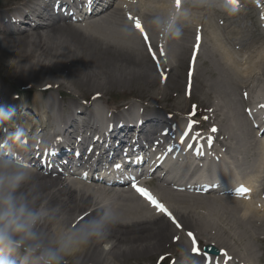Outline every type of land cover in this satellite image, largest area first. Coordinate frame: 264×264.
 <instances>
[{
    "label": "bare ground",
    "instance_id": "bare-ground-1",
    "mask_svg": "<svg viewBox=\"0 0 264 264\" xmlns=\"http://www.w3.org/2000/svg\"><path fill=\"white\" fill-rule=\"evenodd\" d=\"M0 1H4L0 4V17L4 20H7V13L11 11L10 6L14 3L20 4L19 10L21 7L33 10L30 7L33 0ZM214 3H217V0ZM212 5L214 12L203 1L196 4L185 1L175 26L163 43L161 38L167 21L174 16L177 7L174 0H119L105 13L92 16L83 25L71 26L54 22L49 27L36 28L38 30L34 33L16 31L11 34L5 30L3 24H0V69L3 70L1 80L6 84L5 87L0 84V94L5 91L4 88L8 92H13L12 83L15 81L24 82L23 85H33L35 88L44 82L32 105L34 112L41 109L47 110L49 115L52 114L49 116L46 112L45 117L40 118L38 124L47 118L43 123L44 128L40 127L41 132H46L45 128L49 127V123L53 130H56L59 129V123L70 121L72 127L76 124L83 125V129L86 128L84 133L86 136L90 131L87 128L90 120L95 119L97 124L104 125L106 121L104 115L112 112V108L101 100L111 91L127 88L140 93L158 86L156 81L160 71L154 69L146 52L148 48L133 36L131 24L134 22L128 19L129 14L139 19L149 36L148 43L155 55L159 54L163 45L166 57L170 58V64L163 67L164 70L170 69L169 78L166 84L159 88V95H162L164 100H168L166 91L170 83L178 89L185 83L183 68L186 66L185 58L190 44L189 29L186 31L185 28L195 25L196 31L197 27L205 26L206 38L211 40L213 49L211 51L208 48L210 45L204 44L206 50L202 49L198 54L200 58L205 57V62L209 65L203 62L200 66L194 67L193 79L197 78L194 85L203 90L206 88V95L213 91L215 94L221 93L225 96L226 104L229 106V117L234 123L231 122L229 127L222 124L220 133L231 141L237 140L236 146L239 145L240 151L246 157L256 153L254 150H257V146L258 153L264 160L262 150L264 143L260 144L254 139L255 144H252L253 142H249L248 139L244 147L240 145V135H250L248 130L250 124H247L246 119L242 121L239 105L234 98V93L237 96L240 91V85L249 88L248 102L261 96L252 94L254 89L252 85L264 84V49L256 56L257 60L250 50L251 53L247 56L251 61H247L250 67L241 68L244 60L227 48L224 39L235 34L244 37L247 28L239 29L236 25L235 28L222 29L220 23L228 21L230 25V19L237 14L220 15L219 7ZM177 30L180 32L179 37L175 35ZM135 36L137 37L136 34ZM258 42L260 47H264L263 39H259ZM249 49L250 46L247 47V50ZM193 50L194 47H191L190 51ZM50 85L53 86L52 93L45 100L44 95L47 93H44L42 88ZM64 89L71 91V99L62 95ZM91 92H96L95 100L86 103L89 102L86 96ZM148 99L150 103L157 105L160 103L155 94ZM15 100L9 103L15 107L23 103L21 100ZM78 100L86 102L79 106ZM214 106L218 113V106ZM79 108H84V113L77 112ZM135 108H137L135 104L131 105L128 114H137ZM24 113L32 115L29 112ZM154 114L159 115L157 112ZM159 116L151 119L155 126L167 123L159 119ZM240 151L236 150L238 153ZM61 154L59 151L58 156ZM243 158L245 160V157ZM263 168L262 165L256 168L259 175H264ZM3 171L15 170L8 167ZM29 177H32V174L27 176L14 195L31 210L43 213L42 218L33 227L36 240L32 241V246L39 245L35 252L41 255L44 250L63 244L65 251L61 254L60 264H145L153 254L157 256L163 249L159 240L173 233L168 222L163 219L155 220L151 213L146 212L143 205L115 195L114 191H107L100 186L68 185L61 178L31 181ZM109 197L118 201L114 203L111 200L105 203ZM160 199L178 214V222L180 224L184 222L199 243L204 240L205 249L206 246L211 247L245 264L259 262L256 256V242L264 235L263 208L259 210L250 204H244V210L240 215H234L232 211L237 210V207L216 202V199L201 200L179 192L171 193L167 189L163 190ZM92 201L102 204L101 215L106 212L117 216L119 220L116 223L119 225L106 226L108 220H105L99 236L92 238L86 245L78 244L76 237L89 224L84 223L86 216L83 210ZM207 211L210 213L206 214ZM177 236L175 233L172 239ZM179 241L180 238L176 242ZM10 257L13 259L18 256L13 254ZM23 263L30 264L27 261ZM176 264H187V259L177 261Z\"/></svg>",
    "mask_w": 264,
    "mask_h": 264
},
{
    "label": "clouds",
    "instance_id": "clouds-1",
    "mask_svg": "<svg viewBox=\"0 0 264 264\" xmlns=\"http://www.w3.org/2000/svg\"><path fill=\"white\" fill-rule=\"evenodd\" d=\"M219 6L228 11L229 14L234 12L229 0H223ZM173 20L174 17L167 21L166 31L172 28ZM175 35L180 36L179 30L176 31ZM12 114H14L13 109L0 105V122L10 119ZM12 136L15 142L22 143L24 132L18 128ZM8 167V161H0V264H14V261L9 257L25 246L26 242L36 240L33 227L43 215L42 212H35L24 203L19 202L14 195L27 178V173L21 170L24 167L23 164L17 163L15 171H3ZM105 220L116 223L119 218L106 213L101 220L89 222L76 237V243L86 245L92 238L99 236ZM38 248L39 245H34L26 250L32 252ZM64 251L65 246L63 244L56 248L44 250L38 258L40 264H60L61 254Z\"/></svg>",
    "mask_w": 264,
    "mask_h": 264
},
{
    "label": "snow or ice",
    "instance_id": "snow-or-ice-1",
    "mask_svg": "<svg viewBox=\"0 0 264 264\" xmlns=\"http://www.w3.org/2000/svg\"><path fill=\"white\" fill-rule=\"evenodd\" d=\"M229 3L232 6V10L235 11L236 8L238 7V0H229ZM177 6H179V0H177ZM128 19L130 21L134 22L135 28L142 35H144L145 41H147V35L144 33V29H143L139 19L132 17L130 14H129ZM196 39H197V44H196V46H194V53H193L194 56H195V52L198 48V44H199V40H200L199 35H197ZM149 54L152 56L153 60L156 61L157 68L160 71L161 79L162 80L166 79L165 70L160 68V62H159L158 58L156 57L155 52L152 50L150 45H149ZM160 54H161V56L164 55L163 45H161ZM190 75H191V73H190ZM245 96H247V94H245ZM94 99H95V97H94ZM262 107H264V106H262ZM248 111H249V115H251V109H249ZM194 115H195V111H193L190 114L188 125L184 129V131L180 134V143L183 144L187 140L188 141V145H187L188 149H193V143H195L196 154L202 155L203 154V145L200 143V141L203 139V137H201L200 132H193L192 131L193 126L195 124L199 123L198 121L192 120L191 117ZM204 119H207V117H204ZM210 131L216 132L217 129L215 127H213ZM168 133H169V130L165 129L162 132V135L168 136ZM189 137H190V139H189ZM160 143H161V141H156L154 144V147ZM207 143H208V146L211 147V144H212V138L211 137L207 138ZM174 147H175L174 145H169L167 150L162 155L157 157V162L163 163L164 159H166L167 155L173 151ZM44 155H48V153L45 152ZM125 157L128 159L129 163H137L138 164V163H142V161H143V157L139 156V155L136 157V159L134 161L131 158L127 157V153H125ZM114 167L119 170L122 167V165L120 163H117L114 165ZM85 178H86V176H85ZM128 179L131 181V186L133 187V189H135L143 198H145L157 210L158 213H162V214L166 215L170 220H172V222L175 224V226L177 228L182 227L181 224L175 219V217L168 210V208L165 206L164 203L160 202L148 189H146L142 186H139L138 181H137L135 176H129ZM242 191H246V190L242 189ZM187 235L192 238V244H193L192 251H193V253L194 254H200L198 248L196 247V240H195V237L193 236V234L191 232H189V233H187ZM174 239L178 240L179 237H174ZM225 255H226V253H225ZM205 258H206V260L208 259L207 256Z\"/></svg>",
    "mask_w": 264,
    "mask_h": 264
},
{
    "label": "rangeland",
    "instance_id": "rangeland-1",
    "mask_svg": "<svg viewBox=\"0 0 264 264\" xmlns=\"http://www.w3.org/2000/svg\"><path fill=\"white\" fill-rule=\"evenodd\" d=\"M249 18H251L252 20H255L256 21V17H255V15L253 14V13H251V12H249L248 13V15H247ZM245 19V24L247 25V26H249V28L246 30V36L247 37H245L244 39H247V41H249V39L250 38H252V37H256V35L258 34V33H260V32H258V25L257 24H254V23H252V22H250V21H248L247 20V18H246V16L245 15H242V16H238V17H236L235 18V20L237 19V21H238V25H240V22H239V20L241 21V24H243V22H244V20L243 19ZM248 22H247V21ZM240 28H241V26H240ZM258 32V33H257ZM191 35V34H190ZM258 36V35H257ZM243 46L242 47H244L245 46V44H246V42L244 41L243 43ZM258 45H255L254 46V48L255 47H257ZM238 47H240V46H238ZM200 63H201V61H200ZM186 69H187V65L183 68V74H184V77H185V71H186ZM1 73L3 74V70L2 69H0V76H1ZM159 81V80H158ZM198 81L200 82V77L198 78ZM23 84H25L24 82L23 83H17L16 81L14 82V83H12V85H14L13 87H14V89H16V90H20L21 88H22V86H23ZM168 89H169V91H168V94H170V97L172 98L171 100H170V104L171 105H175L177 102H175V103H173L172 104V102H173V100H174V98L176 97V96H178L177 95V92L178 93H180V94H182V92H184V85H183V87L182 86H180L179 87V89L178 88H176L175 86H173V87H171V86H169L168 87ZM176 89H178V90H176ZM156 91H158V88H156V89H151V90H146V91H143V92H140L139 93V91L137 92L136 90H129V89H127V88H122V89H117V90H115L114 92L113 91H111V93H110V96L111 97H109V96H107L106 97V99H109L111 102H112V104L113 105H115V107L117 108V107H120V106H122L123 105V103H125V102H123V101H126V100H121L120 98H122V96L124 95V93H126L130 98L129 99H135V100H137V99H139L142 103H147L148 102V100H142V99H140L139 97L141 96L142 98H143V95H152L153 93H155ZM202 93H203V89H201L200 91H198L197 92V90H196V97L198 98L200 95H202ZM129 94H135V96H131V95H129ZM143 94V95H142ZM88 96H90V95H88ZM147 98V97H146ZM182 100H184L185 102H186V107H184V108H182L181 109V113H184V114H187L188 113V108L190 107V105L191 104H193V102H195L194 100L193 101H191V102H189V100H185V97L184 96H182V97H180ZM128 99V100H129ZM138 100V101H139ZM199 100V99H198ZM123 102V103H122ZM200 102V101H199ZM204 105V107H208V104H203ZM203 105L201 104L200 106H202L203 107ZM203 107V108H204ZM122 112V111H121ZM151 112H149V114H150Z\"/></svg>",
    "mask_w": 264,
    "mask_h": 264
}]
</instances>
